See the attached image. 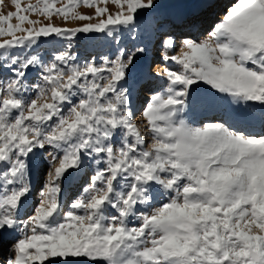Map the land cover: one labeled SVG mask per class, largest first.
<instances>
[{"label":"snow or ice","instance_id":"1","mask_svg":"<svg viewBox=\"0 0 264 264\" xmlns=\"http://www.w3.org/2000/svg\"><path fill=\"white\" fill-rule=\"evenodd\" d=\"M107 3L11 0L15 10L5 14L0 0V68L12 74L0 83V248L10 242L0 264H264V115L259 132L245 127L252 116L244 111L222 122L186 118L213 103L214 94L197 93L198 82L264 108V0H234L204 40L196 36L218 0H195L197 12L161 21L186 38L178 55L164 57L179 71L164 69L167 88L142 109L150 145L132 103L149 78L132 71L142 48L83 64L70 43L48 62L30 51L42 37L70 41L80 33L119 44L121 29L161 6L111 0L112 13ZM80 4L94 7V16L76 11ZM53 15L89 22L62 27ZM164 44L174 48L173 34ZM30 68L38 69L32 85ZM46 146L48 183L34 214L21 219L31 192L28 158ZM92 165L90 183L64 211L59 181Z\"/></svg>","mask_w":264,"mask_h":264},{"label":"rangeland","instance_id":"2","mask_svg":"<svg viewBox=\"0 0 264 264\" xmlns=\"http://www.w3.org/2000/svg\"><path fill=\"white\" fill-rule=\"evenodd\" d=\"M36 3V0H21L22 5L27 3ZM68 0H56V7H61L63 4L67 3ZM234 0H218V6L215 15L208 16L204 19L203 23V34L196 36L197 40H204L207 38V33L211 31V27L216 23L220 17L223 16L226 8H223L227 3L230 6ZM161 5L154 12L149 14H142L136 23V26L131 30L121 29L118 33L119 44L115 43L112 37H107L98 33H80L77 37L72 40H63L58 37L51 38H41L39 46L31 49L35 54H39L45 62L50 60L51 55L54 52L65 50L68 44H71V51L74 52L77 57V63L83 64L86 61H91L95 58L97 63L105 57L109 59H115L118 49H123L125 52L131 53L135 52L136 49L142 48L143 52L136 53L135 66L132 71L136 73L138 80L141 79L145 74H148L149 78L146 82L140 83L133 91L132 103L133 110L135 112L134 120L137 126L140 128L142 134L145 135L147 144H151V136L146 130V124L141 115L142 109L148 102L149 96H142L143 90L152 87L154 93L161 92L167 88L168 81L167 78L162 74L164 69L168 68L173 71H179L178 65L175 62L165 60V56L178 55L180 53L181 44L179 43V37L177 34H184L183 31L178 29L173 32L175 35V46L174 48H168L165 46L163 40V33L170 30V26H162L159 21L160 19L166 20L167 15L163 13V10L172 7L174 5H180L183 7L195 5V0H158ZM103 6V4L101 5ZM107 7L109 12L114 13L117 9L111 0H108ZM3 12L6 14L9 10H15L14 6L11 4V0H4ZM76 11L90 16H94V7L89 8L83 4H80ZM196 11H191L195 13ZM220 13H223L221 16ZM189 13V14H191ZM30 18L37 20L41 23H47L48 21L43 16H38V14H30ZM151 18H154L155 26L150 28L147 22ZM15 23V20H13ZM51 22L57 26L62 27H76L80 24L88 23V20H76L71 19L65 21L62 17L58 15H53ZM96 22V18L91 21ZM155 29V30H154ZM167 29V30H166ZM174 29V28H173ZM151 69V70H150ZM144 72V73H143ZM157 73H160L157 75ZM11 73L5 68H0V83L6 82L10 77ZM38 81V69L30 68L27 72L26 83L32 85ZM199 87L197 88V93L201 96L214 94L213 103L198 106L194 112H189L187 119L202 121V122H222L220 117H227L231 113L236 112H247L250 113L252 119L249 124L245 125L250 131L259 132L261 130V116L264 115V108L260 106L258 102H249L248 104H237L233 102L232 98L227 94H222L216 92V90L211 89L202 82H198ZM29 95L34 97V94L29 93ZM208 107L215 109V112L206 115L205 111ZM198 112V113H197ZM224 113V114H223ZM221 114V115H220ZM223 114V115H222ZM197 115V116H196ZM260 125L255 127V124ZM255 128V129H254ZM259 129V130H258ZM53 149L46 146L44 149H35L33 154H30L28 158L29 164V181L31 186V192L24 200L23 206L21 208V219H26L28 216L34 214L35 208L40 203L42 197L41 192L45 190V185L48 183L49 176L48 173L52 167L51 154ZM58 164V161L56 162ZM95 165L82 168L79 172L72 170L71 177L61 179L59 181L61 187L60 200L63 204L64 211H67L71 203L76 200L82 193V189L87 186L86 182H90V174L94 175ZM79 192V193H78ZM111 214H115L114 212ZM10 247V242L3 245L0 248V258H3L7 254V249Z\"/></svg>","mask_w":264,"mask_h":264},{"label":"bare ground","instance_id":"3","mask_svg":"<svg viewBox=\"0 0 264 264\" xmlns=\"http://www.w3.org/2000/svg\"><path fill=\"white\" fill-rule=\"evenodd\" d=\"M229 3H227L223 8H228ZM232 4V3H231ZM198 8L195 6V5H192V6H187V7H183V6H180V5H174L172 7H169L165 10H163V13H165L167 15V19L166 20H163V19H160L159 23L161 24V21H168V20H171L172 18H174L175 16L177 15H180V14H189L191 13V11H196ZM223 13H220L219 12V15L221 16ZM147 25H149L150 28H153L155 26V21H154V18H151L149 22H147ZM164 27L166 26H169L167 23H164L163 24ZM170 30L168 32H165L163 33V40L161 42H164L165 39H167V35L169 33L173 34V32H175V30L177 31L178 29L177 28H171L169 27ZM155 30V29H154ZM167 30V29H166ZM181 30V29H180ZM178 33L179 32H183V31H177ZM177 36L179 37V43L181 44L182 40L186 38V36L184 34H177ZM175 35H173V38L175 39ZM182 46V44H181ZM151 70V69H150ZM144 73V72H143ZM206 85V84H205ZM208 86V85H206ZM210 86H208L209 88ZM149 89H151V91H149ZM149 89H144L143 90V95L142 96H150L151 94H153L155 91L154 89H152V87H149ZM213 111L215 112V109H213L212 107H208L207 110L205 111L206 115H209V113H213ZM198 113V112H197ZM224 114V113H223ZM222 114V115H223ZM221 115V114H220ZM197 116V115H196ZM258 124V123H257ZM260 125H256L255 124V127H259ZM255 129V128H254ZM259 130V129H258ZM91 177H92V174H90L89 178H90V181H91ZM90 182H86V184H89ZM79 193V192H78Z\"/></svg>","mask_w":264,"mask_h":264}]
</instances>
